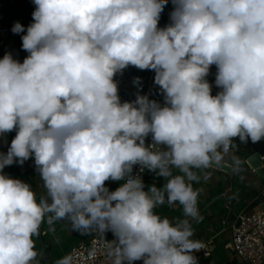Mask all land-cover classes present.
<instances>
[{"label":"clouds","instance_id":"1","mask_svg":"<svg viewBox=\"0 0 264 264\" xmlns=\"http://www.w3.org/2000/svg\"><path fill=\"white\" fill-rule=\"evenodd\" d=\"M33 3L22 36L29 55L0 59V134L17 133L0 152V264H38L45 220L100 239L56 264H199L195 184L235 138L264 140V0H172L163 28L168 0ZM213 64L216 95L206 79ZM129 65L155 70L163 106L139 94L121 102L114 77ZM33 156L46 189L39 198L2 172ZM231 161L241 173L244 162ZM136 165L165 183L146 188ZM109 179L123 183L110 191ZM165 203L181 206L182 218L157 214ZM256 220L264 227V214Z\"/></svg>","mask_w":264,"mask_h":264},{"label":"crops","instance_id":"2","mask_svg":"<svg viewBox=\"0 0 264 264\" xmlns=\"http://www.w3.org/2000/svg\"><path fill=\"white\" fill-rule=\"evenodd\" d=\"M35 7L33 0H0V19L11 27L17 21L26 26L33 20L32 14L35 11ZM20 48L22 47L17 40L6 42L0 37V59L10 52L14 59L22 63L26 58L24 52L27 51L21 52ZM152 75H156L155 70H141L129 65V73L123 90L119 91L121 102L129 101V99H126L127 95H131L130 100L132 101L136 100L138 94L147 95L142 83H145L146 79L152 77ZM137 77L140 78V84L134 83ZM143 86L146 87L145 84ZM16 134L14 129L11 141ZM255 152L256 149L251 140L247 143H242L238 137L235 138L234 147L231 149L230 154L225 157L221 166L214 164L205 170L201 173L199 183L195 184V187L199 190L198 208L201 219L199 222H192L194 229L193 238L205 240L214 236L215 240L211 256L205 258L207 264H246L233 249L231 226L237 221V216L241 212L254 211L264 201V178L254 172L247 162L248 157ZM232 155L239 157L244 162L243 171L239 174L233 170ZM262 168L264 171V163ZM2 172L11 178L20 179L30 184L38 198L46 195V189L43 187V181L35 165L34 156L26 160L22 165L13 163L6 166ZM122 183L123 181L111 179L110 182L108 180L105 181V185L110 191H115V187H120ZM164 183L165 181L161 177L147 179L148 186L156 184L158 187H162ZM110 184L111 187L113 186L112 189L109 188ZM155 211L161 217H167L172 221L182 218V208L178 204L169 206L165 203L158 206ZM66 228L69 236L73 235L76 236L74 238L78 239L87 238V235H81V233L76 231L72 232L67 226V221H56L52 226H49L45 220L41 226L40 235L34 238L36 250L39 253L38 264H56V261L62 258V256H56V253H59L57 245L60 240L61 230H66ZM70 230L71 232L69 233ZM73 246L68 247L64 255L68 254Z\"/></svg>","mask_w":264,"mask_h":264},{"label":"built area","instance_id":"3","mask_svg":"<svg viewBox=\"0 0 264 264\" xmlns=\"http://www.w3.org/2000/svg\"><path fill=\"white\" fill-rule=\"evenodd\" d=\"M33 22L31 20L25 26L24 33L14 34L12 32V27L9 24L4 23L0 19V37L9 42V40L14 39L17 40L18 44L22 47V36L26 34L27 27ZM171 21H169L170 23ZM168 23V24H169ZM167 24V25H168ZM166 25V26H167ZM165 26V27H166ZM215 64L210 67L209 74L206 77L208 82L212 86V91L218 87L215 84L217 68H215ZM129 73V66L126 67L122 72H118L114 79L118 83V90L122 91L125 80ZM146 87H147V95L150 100H155L163 106L165 104L164 93L161 91L160 86L155 83L154 76L146 79ZM126 99L130 101L131 95H127ZM132 101V100H131ZM12 132H8L5 134H0V152L6 153L8 148L10 147V139ZM146 144L152 143V137L149 135L145 141ZM262 164L264 163V155L261 156ZM252 168V167H251ZM254 172H256L255 168H252ZM133 175H139L142 177L145 186H146V175L147 169L141 170L140 165H136L133 168ZM262 205L254 210V211H243L237 216V221L231 226V238L233 249L235 252L242 258V260L246 264H264V227H262L256 220L258 215L264 214V201L261 203ZM107 238V237H106ZM111 240L110 238H107ZM97 244L100 243V239L95 236V234L89 235L86 241L80 242L79 244L73 246L70 250L78 252H83L86 248H88L93 242ZM205 244V249L200 250L199 252H195L194 254L198 258L199 264H207L205 262V258L211 256L213 244H214V236L201 240ZM45 264V263H44ZM96 264H107V261L104 257H99ZM127 264V261L125 262ZM133 264H143V259L134 261Z\"/></svg>","mask_w":264,"mask_h":264},{"label":"rangeland","instance_id":"4","mask_svg":"<svg viewBox=\"0 0 264 264\" xmlns=\"http://www.w3.org/2000/svg\"><path fill=\"white\" fill-rule=\"evenodd\" d=\"M173 9H174V5L172 3V0H168L167 5L164 7V9H163V11L161 13L158 27L163 28V27H165L169 23V21H170V13L173 11ZM20 50H21V52L25 51L23 49V47L20 48ZM28 55H29L28 52H24V56L27 57ZM134 75H135V73H134ZM130 78H132V77L130 76ZM154 79H155V76H154ZM142 84L143 85L145 84V86H146V83L143 82ZM143 85H142V87L147 91V87H144ZM219 91H220V88L219 87H216L212 91V94L213 95H216ZM147 179L148 178H146V188L148 187ZM108 181L110 182V179ZM109 188L112 189L113 186L111 187V184H110V187ZM117 188L118 187H115V190ZM67 226L71 229V227H70V225H69L68 222H67ZM70 232H71V230L69 231V233ZM60 234H61L60 240H59L58 245H57V247L59 249V251L58 250L57 251L59 253L58 254L56 253V256H58V257L59 256H62L63 257V255L65 253V250H67L68 247H71L73 245H77V244L80 243V241H83V240L86 241L88 239V236H89V235H87L86 236L87 237L86 239H85V237L84 238H81V239L74 238L76 236H73V235L72 236H69L68 235L67 228H66V230H61ZM105 235H106V237L110 238L111 240L115 239V237H114V235H113V233L111 231H108Z\"/></svg>","mask_w":264,"mask_h":264},{"label":"water","instance_id":"5","mask_svg":"<svg viewBox=\"0 0 264 264\" xmlns=\"http://www.w3.org/2000/svg\"><path fill=\"white\" fill-rule=\"evenodd\" d=\"M11 41L13 42L14 39H11ZM215 68L217 67L215 66ZM10 143H11V139H10ZM252 144L255 147L256 152L248 157L247 162L252 168L256 169V173L259 174V176L264 178V171L262 168V160H261V156L264 155V140H261L256 143L252 142Z\"/></svg>","mask_w":264,"mask_h":264},{"label":"trees","instance_id":"6","mask_svg":"<svg viewBox=\"0 0 264 264\" xmlns=\"http://www.w3.org/2000/svg\"><path fill=\"white\" fill-rule=\"evenodd\" d=\"M157 176L155 175V173H153V172H149L148 170H147V175H146V178H156Z\"/></svg>","mask_w":264,"mask_h":264},{"label":"bare ground","instance_id":"7","mask_svg":"<svg viewBox=\"0 0 264 264\" xmlns=\"http://www.w3.org/2000/svg\"><path fill=\"white\" fill-rule=\"evenodd\" d=\"M218 165H220V166H221V163H220V164H218Z\"/></svg>","mask_w":264,"mask_h":264}]
</instances>
